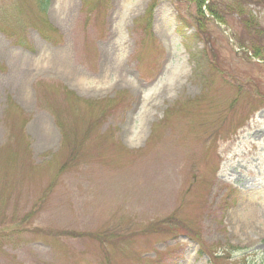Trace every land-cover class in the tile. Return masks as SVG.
<instances>
[{
    "label": "rangeland",
    "instance_id": "374dc122",
    "mask_svg": "<svg viewBox=\"0 0 264 264\" xmlns=\"http://www.w3.org/2000/svg\"><path fill=\"white\" fill-rule=\"evenodd\" d=\"M207 1L225 25L198 0H0V264H213L196 236L264 264L257 152L223 173L264 114V0L259 35ZM175 146L174 187L143 189Z\"/></svg>",
    "mask_w": 264,
    "mask_h": 264
},
{
    "label": "bare ground",
    "instance_id": "6f19581e",
    "mask_svg": "<svg viewBox=\"0 0 264 264\" xmlns=\"http://www.w3.org/2000/svg\"><path fill=\"white\" fill-rule=\"evenodd\" d=\"M253 150L257 152L254 156L255 159L252 158L256 163L254 167L257 170L258 178L262 180L260 186L264 188V114H260L254 127L247 131L246 134L240 138L235 148L231 150L230 155L226 158L227 162L225 163L223 173H226L229 167L241 163L243 158ZM181 153H185L187 159H189L196 153V150L191 152V150L185 148L181 149L175 146L174 150L167 152L166 156L162 157L160 161L152 162L148 166V170H145L144 173H146V175L144 178L141 176V173L138 175L137 180L141 182L144 180L142 188H149V191L152 193L149 187V183H152L154 186H164L167 191H171L174 187L172 184L175 182L176 166L177 164L179 165L180 160L183 161L184 158L180 156ZM194 165L196 166L197 163H194ZM258 200L257 202L255 200L253 202L258 204ZM262 205L264 207V203Z\"/></svg>",
    "mask_w": 264,
    "mask_h": 264
},
{
    "label": "trees",
    "instance_id": "16d2710c",
    "mask_svg": "<svg viewBox=\"0 0 264 264\" xmlns=\"http://www.w3.org/2000/svg\"><path fill=\"white\" fill-rule=\"evenodd\" d=\"M48 1L49 0H38L37 4L39 5V8H40L42 13H44L47 10ZM198 2H199L201 17L203 19H205V14L201 9H202V7L206 6V4H205L206 0H198ZM246 4H249V0H237L236 4L234 6L228 5V11L232 10L229 13L237 15V17L241 20L242 24L244 25V28L247 27V28H245L247 31L249 29H251L255 35H259L261 27H260V25L257 24V20L251 14L246 12V10H245ZM206 7L208 9V13L210 16H212L214 19L218 20L220 23L226 24L225 18L223 16L225 11L220 9L217 4L209 3ZM234 7H236L237 9H235ZM198 19H199V21L201 20L199 18V16H198ZM206 21H208V20H206ZM252 32H250V34ZM255 54H256V56H260L258 52H256ZM174 224L180 225L177 222H174ZM156 228H158V223L151 227L152 231H156ZM167 229H169V230H166V233H175V232H173V228H167ZM187 232H189V231H187ZM190 238L192 239V237H190ZM200 239L201 238L199 236H196V241L199 243L200 248L203 249L202 254L206 253L207 255H209L211 263L217 264L216 262H217V260L219 261L220 257L217 254L214 255V254L207 252L204 244L201 242ZM221 257H223V256H221Z\"/></svg>",
    "mask_w": 264,
    "mask_h": 264
}]
</instances>
